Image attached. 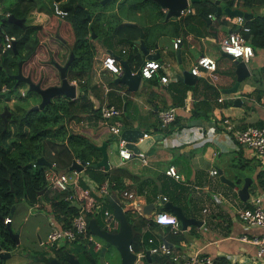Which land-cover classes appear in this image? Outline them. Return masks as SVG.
Instances as JSON below:
<instances>
[{"label": "crops", "instance_id": "crops-1", "mask_svg": "<svg viewBox=\"0 0 264 264\" xmlns=\"http://www.w3.org/2000/svg\"><path fill=\"white\" fill-rule=\"evenodd\" d=\"M143 1L147 0L131 3L127 0H115L113 3L105 0L100 3L106 7L102 12L105 14L103 20L107 21V24H103V26L111 24L113 19L126 23H137L143 33L144 45L150 52L158 53V60L162 63V68L151 78L141 77L138 87L129 91L125 84L114 83V74L101 65L103 55L108 53V50L126 61L128 47L110 33L105 37L101 34L100 36L104 39L99 40V43L96 40L100 36H91L94 52L90 70L88 74L81 75L82 82H78V87L75 86L74 98L80 95L83 96V99H74L76 104L78 103L76 108L78 118L71 120L68 126L73 132L86 136L95 146L102 142L106 143L108 168L100 166V169L107 170L109 173L117 168H125L129 171L131 176H122L123 186L137 194L141 208L149 202L154 204L148 216L152 217L154 213L161 211L159 200L164 196L166 201L180 206L185 215L192 214L196 219L202 221L200 225L188 224L183 230L185 240L180 241L177 245L168 243L165 239L168 246L175 252L184 254L198 252L213 257H223L227 264H242L243 262L254 264L250 259L254 254L255 246L248 241L241 240L240 237L243 235L250 237L264 232V229L244 225L238 219L236 212L249 206V199L254 195L260 196L264 204V190L257 180L258 172L264 169V154L256 155L243 146L233 144L230 135L233 130L238 128H245L256 123L264 125V48L254 50L250 64L245 62L250 75L239 83L237 90L233 93L223 92L233 84L235 74L228 65L226 69L222 68L218 57L213 54L216 51L215 45H218L221 51L220 39L239 28L238 24L234 23V16L221 13L218 20H223V23L215 21L217 17L211 18L209 21L203 19L201 22L196 18L193 19L194 3H189L188 7L192 8L193 12L164 19L165 10L160 8L156 2L155 6L143 4ZM123 2L127 4L130 13L119 17L115 11V3ZM235 7L251 13L252 16L258 13L264 14V4L255 8H243L235 2L231 8ZM188 13L187 19L178 20ZM112 15L114 18L111 19ZM52 17L36 8L30 13L32 23L40 24L43 29L42 34H46L42 35L40 44L31 59L41 68L47 66L48 59L59 64L63 63L72 42V37H67L66 32L69 29V24L56 17H54L53 24L55 26L62 24L61 30L66 33L61 31L54 33L57 34L55 36L58 41L49 40L48 36L52 35L48 34L49 25L47 22ZM176 36L180 38L177 46L179 61L175 55V48L172 46V40ZM201 54L215 59L214 73L217 78L211 80L209 72L200 68L197 75L191 74L194 76L193 84L184 83L178 76L185 70L190 72L193 63ZM133 55V59L126 62L135 71L140 67V63L145 57L141 55L139 47L138 53ZM220 55L222 54L220 53ZM116 61L119 64V61ZM48 65L50 64L48 63ZM220 71H226V74L220 77ZM161 74H167L169 80L165 83L159 82ZM173 74L175 77L172 76ZM236 97H239L240 100H236L234 103L233 100ZM35 102L33 99L30 104ZM104 104L118 107L121 113L119 116L111 118L109 122L104 121L99 112L100 107ZM168 107L174 108L175 119L167 127L162 128L159 125L158 113L159 110ZM94 109L98 111L94 112ZM223 118L228 120L231 130L226 129L225 124L222 123ZM110 122L118 123L120 129L121 126L137 128L147 135L156 136V139L145 151L140 149L145 155V162H141L138 157L124 161L120 159L117 154L118 137L109 131L108 124ZM190 124L203 125L205 133L199 128L189 126ZM169 166H172L182 178H174L167 174L165 170ZM211 167L217 169L216 174H209L208 169ZM219 169L225 178L235 182L236 186L231 187L221 181L218 174ZM83 170L84 168L78 172L79 182L92 185L94 180ZM239 173L252 180L248 186V197L245 200L239 198L237 193V188L243 182ZM189 190L191 192L188 197ZM213 191H217V194H213ZM212 195L214 198L218 196L220 201L212 200ZM115 197L118 199V192L113 190L104 199L103 206L105 208L106 205L109 206L110 201ZM23 206L29 212V206L15 204L11 216L16 209H21ZM203 208H205L204 211H202ZM168 212L170 211L168 210ZM38 214L41 215V220L47 226L46 233L48 230L46 216L52 215L44 210H40ZM98 219L101 225L97 224L102 226L103 220L100 214H98ZM11 223L12 218L9 228H11ZM157 225H159L158 228L151 230L154 234H158V231L163 227L162 224ZM40 226L41 223L37 227L34 226L33 232L35 229L37 231ZM41 240L42 238L37 235L38 244L41 243ZM79 241L83 245L85 244V240ZM79 241L63 244L67 249L65 254L68 252L80 255ZM34 244L35 242L32 244L28 242L27 246L30 249L38 248V245ZM89 249L98 255L100 248L94 251L89 244ZM50 255L45 257L48 261L54 257L53 252ZM41 256L44 254L39 251L36 257H26L25 263L31 261L32 258H41Z\"/></svg>", "mask_w": 264, "mask_h": 264}, {"label": "trees", "instance_id": "trees-1", "mask_svg": "<svg viewBox=\"0 0 264 264\" xmlns=\"http://www.w3.org/2000/svg\"><path fill=\"white\" fill-rule=\"evenodd\" d=\"M47 1L45 3L46 6H43L44 4L37 6L34 0H0V8L3 11H8L9 14H13L17 18H24L22 25L6 20L0 22V104H3L2 107L0 106V249L10 252L15 249L16 245L8 232L7 223H4L3 219L7 217L9 208L14 203V198H17L15 204L23 202L29 207H35L38 210H44V212L49 211L54 219L63 226L69 225L73 215L77 213L75 204L64 201L61 193L46 188L42 174L45 166L33 165L37 156L43 155L45 159L49 162H54V166L61 170L66 169L73 158L87 161L88 165H86L84 170H87V175L94 180V183H100L107 179L113 181L115 188L118 190L124 188L122 176L132 175L125 168H117L109 173L107 170L100 169V167L93 168L90 166L91 163L100 159V151L86 136L73 132L68 126L71 120L78 118L76 115L78 103L76 104L75 100H82L83 96L78 95L79 98L69 99L64 95L56 94L41 109H30L33 104L29 105V103L24 108L16 106L18 102L15 100L22 101L27 92H30L29 90L24 91L23 95H20V92L17 95L12 93V89H17L20 86V82L15 84V79L13 78V74L17 71V62L21 60L22 66L25 61H29L40 44L39 35L41 34V37L46 35L42 34L43 29L40 24H35L31 21L30 13L35 8L53 16L47 22V25H49L48 34L52 35L48 36L49 40H57L54 33L60 31L62 33L67 32V37H72L71 45L74 56L65 71L68 80H71L72 77L80 79L81 75L89 73L94 52V46L90 40L91 31L93 35L97 36L102 34L105 37L109 33L115 35L129 49L126 55L127 62L133 59V54L138 53V47L134 40L138 38L140 26L135 22L126 23L115 19H113L111 24L103 26V24H107V21L103 20L105 14L102 11V18L99 15L100 0ZM53 1H56L60 8L65 10L66 14L63 17L53 13ZM221 1L230 8L235 2L239 3L243 8H255L264 4V0ZM135 4L138 5L139 3ZM143 4L157 5L150 0L143 1ZM193 8V19L196 18L203 22L202 20L205 17L215 12L216 5L212 0H198L193 4ZM93 9L96 10L94 11ZM54 17L66 21L69 24L68 31L63 32L61 30L62 24L55 26L53 24ZM188 17L189 13L178 20L187 19ZM26 18H28L27 22ZM112 18H114V15H112ZM218 19L219 17L217 16L215 21L223 23V20ZM0 20H2V16H0ZM244 24L248 31L242 32V35L253 50L264 48V14H254L251 18L245 19ZM4 33L15 37L13 42L15 47L1 51ZM67 52L69 53V50ZM48 63L52 64L49 59ZM57 77L59 82L58 71ZM40 81L41 83L44 82ZM2 87H4V90H1ZM10 101H13V109L8 107V102ZM38 101L39 98L34 104L38 103ZM96 111L98 110L94 109V112ZM2 112H4L3 115H1ZM255 125L261 126L262 124L256 123ZM257 175L258 183L264 190V169L260 170ZM80 183L86 186L85 183ZM106 206L109 210H112L110 204ZM159 209L168 211L167 208L161 206H159ZM124 213L128 222L137 231L131 241V249L133 251L147 249L151 245V243H148L149 237H152L155 241V238L161 236L173 245L185 240L183 230L178 233H172L168 225H163L158 234H154L151 230L158 228L159 225L130 210H125ZM87 215L88 217H93L101 225L98 214L92 216L91 213H87ZM11 218L12 216L10 221ZM141 226H146V230L140 233ZM191 227L193 226L191 225ZM79 248L81 254L78 255L77 253L75 256L81 264H89L88 252H90L92 257L96 256L89 249V243L85 242L83 245L79 241ZM66 250L64 245L53 250L54 258H50V261L54 259L59 264H68L65 257ZM45 261L48 262V259L45 258ZM2 263L3 261L0 259V264ZM214 263L227 264L223 257H214ZM144 264H173V262L165 255L153 253L150 254L149 259L144 258Z\"/></svg>", "mask_w": 264, "mask_h": 264}, {"label": "built area", "instance_id": "built-area-1", "mask_svg": "<svg viewBox=\"0 0 264 264\" xmlns=\"http://www.w3.org/2000/svg\"><path fill=\"white\" fill-rule=\"evenodd\" d=\"M192 10V8L187 6L180 10V14L193 12ZM52 11L59 17H63L66 14L65 10L60 8L56 1L52 2ZM8 15V11H3L0 8V16H2V18H5ZM208 17L212 18L213 14H209ZM233 19L234 23L238 24L239 30L231 31L221 38L220 48L221 51L230 54L232 57L247 62L254 55L253 48L242 35V32L248 31V28L244 24L245 19L243 17L234 16ZM14 40L15 37L13 35L4 33L1 51L11 48ZM179 42V37L174 38L172 40L173 48L176 49ZM101 65L113 74L120 70V64H118L115 57L109 53L103 55ZM161 68L162 63L158 59H144L139 67L140 77L151 78ZM200 68L205 72H209L211 80L217 78V75L214 73L216 68L215 59L211 56L205 54L198 56L190 68L191 74L197 75ZM172 76L175 77L174 74ZM168 78L167 74H161L159 75V82L165 83L169 80ZM69 82L76 86L78 82H82V80L72 78ZM1 90H4V87H2ZM104 90L106 91L107 89ZM23 94L24 90H20V95ZM99 112L101 118L104 121L109 122L111 118L119 116L121 110L114 105L104 104L100 107ZM158 116L160 127L165 128L175 119L174 108H163L159 110ZM222 123L225 124L226 129L231 130L226 118L222 119ZM189 126L199 128L205 133V127L201 124H190ZM108 129L114 136L118 137L117 154L122 161L128 160L132 157H138L141 162H145V155L142 151L133 153L125 146V140L120 137L121 129L118 123L110 122L108 124ZM142 136H147V134L143 133ZM230 138L233 144L243 146L244 148L253 151L256 155L264 154V125H252L245 128L235 129L232 131ZM141 139L142 137H138L136 141ZM75 161L79 162L78 159H75ZM50 163L51 166L44 165L45 167L42 171L46 188L61 193L64 201L75 204L77 207V213L73 215L70 224L67 226L61 225V223L57 222L53 216H48V230L41 242L51 247V250H55L63 244L83 239L92 246L94 251H97L100 248L101 243L95 235L87 231V213L93 215L100 214L106 230L115 231L118 227V221L112 215V210L103 206L104 199L113 190L118 192L119 204L123 211L131 210L133 213L135 212L139 216H143V213L141 212V204L137 200L138 196L135 192L125 188L118 190L115 188L114 182L107 179L100 183L93 182L92 185L83 186L78 180L77 172H74V176L72 177L68 175L65 170L56 168L54 162ZM87 163L88 162L86 161L85 164ZM33 165H35V162ZM165 172L174 178H182L181 175L175 172V169L172 166H169ZM208 172L210 175H213L217 173V169L211 167L208 169ZM161 200L166 201V198L162 196ZM215 200L218 201L219 197L215 196ZM204 210L205 208L202 209V211ZM236 215L244 225L264 229V204L262 203L260 196H252L251 199H249V206L237 210ZM144 218L150 219L156 224L168 225L172 233L182 231L177 217L172 212L161 210L154 213L152 217L149 216ZM9 221L10 217L8 216L3 219L4 223H8ZM240 238L241 240L248 241L255 246L254 254L250 260L254 264H264V232L250 237L243 235ZM157 239L158 240L154 241L152 237L148 238V243H151V245L147 247L149 254L159 253L165 255L173 262V264H215L214 257L209 254L198 252L192 254L178 253L169 247L166 242H163L161 236ZM129 249L135 255L133 264H143L145 250L133 251L131 245L129 246ZM105 264H108L106 260ZM242 264H247V262H243Z\"/></svg>", "mask_w": 264, "mask_h": 264}, {"label": "water", "instance_id": "water-1", "mask_svg": "<svg viewBox=\"0 0 264 264\" xmlns=\"http://www.w3.org/2000/svg\"><path fill=\"white\" fill-rule=\"evenodd\" d=\"M105 0H101V3H103ZM156 2L160 8L165 10V17L164 19H167L172 16H179L180 10L184 9L188 6L189 3L193 4L196 3L198 0H153ZM213 3L216 5V10L213 13V17L219 16L221 13H226L231 16H241L244 19H249L252 17V14L249 12H245L240 8H230L224 5V2L221 0H212ZM86 17L88 18L87 14ZM206 21L211 20L210 17L204 18ZM6 20L12 23H16L18 25H22L24 22V18H17L13 14H9L5 18H2L1 21ZM237 30H239L237 28ZM91 36H93V33L91 31ZM134 42L138 45L141 55L145 57V59H158L159 55L157 52L152 53L149 51L148 48L143 43V33L140 30L139 37L134 40ZM15 47V44L13 43L12 48ZM108 53L113 55L116 60L119 61L120 64V70L117 73H114V83H123L126 85L127 90L132 91L135 90L140 81V72L139 68H137L135 71L132 70L131 66L124 60L121 59L120 56L115 55L112 51L108 50ZM221 54L224 56H227L230 58L234 64V74H235V80L233 84L223 90V92L226 93H233L237 90V87L239 83L250 75V71L246 65V63L242 60H239L237 58L232 57L230 54L221 51ZM175 55L179 61V50L178 48L175 49ZM73 51H72V45H69V53L68 56L63 64H59L56 61L50 59V62L53 64V66L57 69L58 75H59V83L58 84H51L45 87H42L40 85L39 81L33 82L28 75H23L21 71V60L17 62V71L15 74H13V78L15 79V84L18 82H24L27 85V90L34 91L39 95V101L36 104H33L30 106V109H41L46 103L50 102L51 98L56 94L64 95L68 98H74L75 97V85L70 83L66 77V67L70 63V61L73 59ZM180 80H182L186 84H193L194 82V76L191 75V73L188 70H185L182 72L181 75L178 76ZM236 100H240L239 97L234 98L233 102L235 103ZM5 112V109H4ZM1 115H3V113ZM143 132L137 128H125L124 126H121V132L120 137L125 140V146L129 148L133 153L138 151H145L152 142L156 139V136L154 135H147L142 136ZM161 135V134H160ZM138 137H142V139L138 142L136 140ZM136 142V143H135ZM106 143L102 142L100 145H97L96 148L100 150L101 157L99 160H97L94 163H91V167H100L103 166L104 168H108L107 165V157H106V149H105ZM141 149V150H140ZM35 164L38 165H45V166H51V163L45 159L43 155H39L35 158ZM69 169H75L77 171L82 170L83 164L77 163L74 159H72L70 165L68 166ZM219 177L221 181L227 183L229 186L234 187L236 186L235 182L229 180L228 178H225V176L221 173V170H218ZM239 176L242 177L243 182L239 188H237V193L239 198L242 200H245L248 197V186L251 183V178L244 176L242 173H239ZM17 201V198H14V203L10 206L8 217H11L13 210L15 208V202ZM159 204H161V207L167 208L169 211H171L178 219L180 223V227L182 230H185L188 224H196L200 225L202 223L201 220L196 219L192 214H189V216L185 215L183 213V210L180 206L173 204L171 201H163L159 200ZM110 205L112 208V215L117 219L118 221V227L115 231H107L105 225L99 226L94 218H87V228L90 233L95 235L96 237H100L104 240L103 244L101 245L98 253V258H94L91 256L90 252H88L89 257V264H105L104 260V252L106 250V246L108 244H112L115 246L116 250L118 251L120 262L119 264H133V261L135 259L134 253L129 249V246L131 245L132 238L135 234H137V231L134 229L133 225L130 224L125 217V213L122 210L119 199H113L110 201ZM154 204L149 202L147 204H144L141 208V212L143 213L144 217H148V214L150 210H152ZM8 226V225H7ZM8 232L11 236V238L14 240L15 244L18 242L17 235L14 234L11 229L8 226ZM163 242H166L165 239H162ZM167 243V242H166ZM10 251L2 250L0 249V259L4 261L6 258L10 256ZM66 260L68 264H81L79 259L72 253H66L65 254ZM144 257L146 259H149L150 254L148 249H145L144 251ZM51 264H59L58 261H49Z\"/></svg>", "mask_w": 264, "mask_h": 264}, {"label": "rangeland", "instance_id": "rangeland-1", "mask_svg": "<svg viewBox=\"0 0 264 264\" xmlns=\"http://www.w3.org/2000/svg\"><path fill=\"white\" fill-rule=\"evenodd\" d=\"M46 1L47 0H34L35 4L37 6H41V4L42 5L44 4L43 6H46V4H45ZM108 1L110 3H113L115 0L114 1L108 0ZM127 1H129V3H131L133 1H138V0H127ZM100 3H101V0H100ZM117 3H115V5H116L115 11L118 13L119 17H122V16L130 13V10L127 8L128 7L127 4H125L124 2L119 3V4H117ZM94 7H96V6H94ZM96 9H97V7H96ZM99 9H100V10H98V12H100L99 15L102 18L103 14L101 13V11L104 12L106 7H104L103 5H100ZM28 18L25 19L26 22H27ZM55 35L57 36V34H55ZM99 35H101V34H99ZM39 39H41V34L39 35ZM92 39L93 38L90 37V40H92ZM103 39L104 38L102 36H100L99 39L96 40V42L99 43L98 41L99 40L102 41ZM51 40L54 41L53 39H51ZM94 43H95V41H94ZM215 50L216 51L213 55H215V57H218L220 66L222 68L226 69L227 65H228V67L231 70L234 69V64H233L232 60L230 58H228L227 56L220 55L221 51H220L218 45H215ZM67 56H68V53H67ZM31 59L29 61H25L22 64L21 71H22L23 75L30 76V78L33 82L39 81L40 85L42 87H45V86H48L51 84H58L59 83L58 77H57V70L52 64L48 65V63H47L46 67L41 68V67H38V63L32 62ZM251 62H252V59L250 58V60H248L247 63L250 64ZM232 72H233V70H232ZM225 74H226V71H220L219 72L220 77L224 76ZM40 80H42L44 82L41 83ZM19 85H18L19 87L17 89H12L13 95H17L21 88H23V90L25 92L27 91V85L24 82H20ZM77 87H78V85H77ZM38 98H39V95L36 94V92H34V91L27 92L25 98L22 99V101L15 100L16 102H18V105H16V106L24 108V107L28 106V103L30 105L31 100L34 99V101H36ZM0 106L2 107L3 104L1 103ZM8 107L13 109V101L8 102ZM85 162L86 161H80L79 160V162H77V163L83 164V168H85L86 165H88V163L85 164ZM64 170L68 175H70L72 177L74 176V172H77V175L79 172L75 169H69L68 167ZM83 172L87 174V170H83ZM190 192H191V190H189L187 193L188 197L190 195ZM216 192L217 191H213L212 193L217 194ZM212 200H215L213 195H212ZM20 204H23L26 206V204H24L23 202H20L19 204L17 203V206ZM39 211L40 210L36 209L35 207H30L29 212H28V210L26 208H24V206L21 209H16L14 211V214L12 216V223L10 225V227H11L10 229L14 234L17 235L18 243L15 244L16 245L15 249L10 253V256L6 260L3 261L2 264H51V262H49V261L46 262L44 259H45V257L51 256L50 254L53 252V250H51V247H49L47 244H45L43 242L38 244L36 241V236L39 235V237L43 238L44 233L47 229L45 222H43L41 220V215L38 214ZM47 212L49 213V211H47ZM41 214L43 215L42 211H41ZM46 218H48V217L46 216ZM45 221H47V220L45 219ZM40 223H41V226L39 227V229L37 231L35 229V231L37 232V234H36L35 231L33 232V227L34 226L37 227L38 225H40ZM7 225L9 226L8 223H7ZM144 230H146V226H143V227L141 226L140 232H143ZM96 238L98 239V241L101 244H103V242H104L103 239H101L100 237H96ZM28 242H30L31 244L33 242H35L34 245H38V248L33 247V249H30L27 246ZM39 251H41V254L43 252L44 256H41V258L38 257L37 259L32 258L31 261H29L28 263H25L26 257H36L37 252H39ZM93 253L95 255H97V253H95V252H93ZM97 258H98V255H97L96 259ZM104 258L108 262V264H119V262H120V257H119L118 251L116 250L115 246L112 244H108L106 246V250L104 252ZM143 264H144V261H143Z\"/></svg>", "mask_w": 264, "mask_h": 264}, {"label": "clouds", "instance_id": "clouds-1", "mask_svg": "<svg viewBox=\"0 0 264 264\" xmlns=\"http://www.w3.org/2000/svg\"><path fill=\"white\" fill-rule=\"evenodd\" d=\"M212 18H214V17H212ZM161 206V205H160ZM171 212V211H170ZM149 217V216H148ZM153 222V221H152ZM155 223V222H154ZM162 239H164L163 237H162ZM94 258H96V257H94ZM105 260V259H104Z\"/></svg>", "mask_w": 264, "mask_h": 264}, {"label": "flooded vegetation", "instance_id": "flooded-vegetation-1", "mask_svg": "<svg viewBox=\"0 0 264 264\" xmlns=\"http://www.w3.org/2000/svg\"><path fill=\"white\" fill-rule=\"evenodd\" d=\"M54 256V255H53ZM105 259V258H104Z\"/></svg>", "mask_w": 264, "mask_h": 264}]
</instances>
